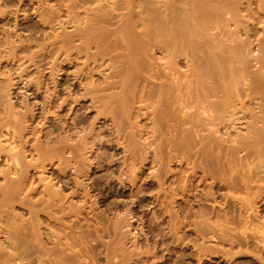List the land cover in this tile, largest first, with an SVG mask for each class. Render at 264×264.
<instances>
[{"label": "bare ground", "instance_id": "6f19581e", "mask_svg": "<svg viewBox=\"0 0 264 264\" xmlns=\"http://www.w3.org/2000/svg\"><path fill=\"white\" fill-rule=\"evenodd\" d=\"M256 1L258 8L252 14V0H58L63 9L59 12L67 20L58 16L56 20H62L56 24L61 31L57 30L59 33L52 38H42L47 40L43 44L45 53L41 49L43 54L35 60L31 52L28 63L34 66H30L35 69L34 78L27 74L29 66L25 67L26 63L19 62L20 56L12 52L27 51L29 45L25 43L30 44L32 38L19 41L18 46L10 41L14 47L8 48L11 52L6 50L5 58L19 62L12 71L19 80L13 82L12 76L7 84L4 80L5 85L0 83V165H4L0 167V264H97L99 260L94 258L102 255L96 251L100 246L99 252L105 248L106 264H163V260L155 261L159 252L151 244L134 249L137 242L133 238V249L125 248L130 240H122L131 238L129 220L137 218L138 210L133 212L126 206L120 211L117 204L119 217L108 225L107 213L112 206L100 211L96 208L118 191L121 194L127 184L130 189L138 188L139 195H134L140 201L153 198L155 192L149 194L156 186L154 199L162 204L160 211L171 205L162 216L170 208L168 219L173 223L168 241L175 254L182 252L185 257L186 247L193 245V240L188 244L189 233L185 230L194 208L189 204L194 201L200 206L194 218L201 220L194 227L196 231L198 228L194 231L198 238L206 234L208 228L205 230L203 224L212 218H208L211 213L206 204L212 207L211 203L217 204L220 198L223 208L219 205L216 209L217 205L212 204L213 218L238 229L251 227V234L239 230L237 236L232 233L233 238L240 247L255 252L253 264H264V30L263 35L258 31L261 36L256 46H251L254 32L243 20L251 13L254 22L262 21L264 25V0ZM0 11V17L5 15ZM242 26L248 39L238 37ZM19 27L15 24L12 32L5 29L6 39L21 31ZM71 68L75 70L69 72ZM24 74L31 79L23 80ZM19 84L23 100L14 103V90ZM32 88V94H27ZM102 119L111 122L113 138L109 139L112 131L108 140L100 135L108 132L107 127L105 131L98 128ZM237 127L243 129L238 132ZM119 146L125 153L122 164L113 159L117 153L104 158L107 151ZM103 148L107 151L102 153L107 154L101 155L99 149ZM30 156H34L31 161L27 160ZM174 161L187 167L173 171ZM147 170L152 172L143 178ZM103 171L106 173L99 175ZM38 194L40 198L35 199ZM74 199L78 203L73 204ZM158 202L153 204L160 205ZM23 208L28 219L17 213ZM258 220H262L260 228L252 225ZM126 227L131 231H122ZM223 230L219 232L223 233L221 242L225 241ZM164 233L159 234L162 239L167 236ZM105 236L111 242L105 243ZM211 237L219 241V236ZM197 244L192 248L197 249L200 261L206 248Z\"/></svg>", "mask_w": 264, "mask_h": 264}, {"label": "rangeland", "instance_id": "374dc122", "mask_svg": "<svg viewBox=\"0 0 264 264\" xmlns=\"http://www.w3.org/2000/svg\"><path fill=\"white\" fill-rule=\"evenodd\" d=\"M253 2V4L252 5H250L251 7L250 8H252V14L253 13H255L256 14V9L258 8L257 7V1L256 0H252ZM257 3H256V2ZM9 2V3H8ZM57 3H59L58 2V0H0V10H3V14H5V15H3V16H1L0 17V40L3 42H0L1 44H0V52H2V55L0 56V83L3 81V82H5V84H7L6 83V80L8 81L9 79H11V78H13L14 77V81L13 82H16L17 80H19L18 79V75H15V73H13L12 74V71L14 72V70H16L17 68V66L19 65V62H22V63H26L24 66L26 67L27 65L29 66V69H28V72H27V74H30V75H32V77L34 78V76L35 77H37L36 76V74L34 75V73H36L35 72V69L33 68L34 66L33 65H29V63H31V62H29L28 63V60L30 61V59H31V57L30 56H32L33 55V58L34 57H36V58H34L35 60L37 59V57L38 56H40L41 54H43L42 52V50H44L43 49V47H44V45L43 44H46L47 43V40H46V42H45V40H43L42 38H44V39H46V37H50V38H52L51 36H54L55 34H58L59 32L58 31H61V29H59V28H61V27H58V26H60V25H57V24H59L58 22H56V21H59V20H62V19H65V14H62V11H63V9L61 8H59L60 6H59V4H57ZM257 4V5H256ZM88 6L87 7H89L90 5L89 4H87ZM26 6V7H25ZM86 5H84V7H85ZM246 6V5H245ZM47 7V8H46ZM87 7H85V9L86 10H88L87 9ZM91 8H95L96 7V5L95 4H93V6H90ZM255 7V8H254ZM59 8V9H58ZM43 9H44V11H43ZM52 11H51V10ZM84 9V10H85ZM59 10H62L61 12H59ZM81 10H82V8H81ZM85 10V12H88V11H86ZM39 13H38V12ZM41 11V12H40ZM47 13H46V12ZM52 12V13H49V12ZM55 11V12H54ZM80 11V10H79ZM1 12V11H0ZM45 12V13H44ZM58 12V13H57ZM18 13V14H17ZM53 13H55V15L53 14ZM64 13H66V12H64ZM81 13V15L82 14H84V11H82V12H80ZM248 13H250V12H248ZM38 14V15H37ZM45 14H46V16H45ZM59 14H61V15H59ZM88 14H91V13H88ZM247 13L245 12V13H243L242 14V16H245ZM251 13L249 14L250 15V17H251V15H252ZM42 15H44V16H42ZM85 15V14H84ZM84 15L82 16L83 18H84ZM8 16H9V18H8ZM45 17V18H42V17ZM52 16V17H51ZM57 16V17H56ZM58 16H61L62 17V19H58V20H56L57 18H58ZM256 16H258V14L256 15ZM51 17V18H50ZM64 17V18H63ZM250 17H247V18H245V19H243L245 22L246 21H248V23L246 22V24H245V26H248L249 28H251L252 29V33H253V35H251L252 36V38H250L251 40H252V42L254 43L253 45H251V46H256V39L258 38V37H260L261 35H263L262 33H263V30H264V25H262L263 24V22L262 21H255L254 22V19L253 18H250ZM5 18V19H4ZM48 18V19H47ZM53 18V19H52ZM66 18H67V14H66ZM3 19V20H2ZM42 19H44V20H42ZM9 20V21H8ZM43 22H45L46 21V23H43ZM65 20H67V19H65ZM253 20V21H252ZM52 21H53V23H52ZM251 21V22H250ZM43 24H41V23ZM49 24H51V25H49ZM55 22V23H54ZM261 22H262V24H261ZM8 23V24H7ZM21 23V24H20ZM57 23V24H56ZM250 23V24H249ZM251 23H255L254 24V26H253V24H251ZM3 24V25H2ZM15 24H19L20 25V29H21V31H19V32H17V33H12V37L11 38H13V39H9V40H7L6 39V37L4 36L5 34H4V32L7 30V31H11L12 32V30H13V28H14V25ZM49 25V27L47 26L46 28H45V26L46 25ZM56 24V25H55ZM258 24V25H257ZM10 25V26H9ZM30 25V26H29ZM55 25V26H54ZM250 25V26H249ZM44 26V27H43ZM54 26V27H53ZM245 26H242L241 28V30H242V33H240V36L238 35V37L242 40V39H244L245 40V38H247L248 39V37L246 36L245 37V35H244V31H243V28H245ZM263 26V27H262ZM51 27V28H50ZM53 27V28H52ZM257 29H256V28ZM259 27H261V28H259ZM232 28L233 29H235V27L234 26H232ZM231 28V29H232ZM6 29V30H5ZM12 29V30H11ZM25 29V30H24ZM31 29V30H30ZM34 29V30H33ZM2 30V31H1ZM27 30V31H26ZM44 30V31H43ZM53 30V31H52ZM54 30H55V32H54ZM58 30V31H57ZM255 30V31H254ZM47 31V32H46ZM68 31V30H67ZM69 31H71V29H69ZM258 31H259V33L261 34H258ZM2 32V33H1ZM32 32V33H31ZM35 32H36V34H35ZM58 32V33H57ZM50 33V34H49ZM252 33H250V34H252ZM53 34V35H52ZM243 34V35H242ZM258 34V35H257ZM13 35H15V36H13ZM18 35V36H17ZM42 35V36H41ZM45 35V36H44ZM47 35V36H46ZM37 36V37H36ZM44 36V37H43ZM16 37V38H15ZM20 37V38H19ZM5 38V39H4ZM30 38H32V39H30ZM35 38V39H34ZM47 38V39H48ZM29 39H30V41H29ZM38 39V40H37ZM249 39V40H250ZM254 39V40H253ZM6 42V43H8V41H9V45L8 44H6V43H4V41ZM18 40V41H17ZM36 40V41H35ZM251 40L249 41V43H252L251 42ZM10 41H11V43L12 42H16L15 43V46H18V45H20L19 43V41H29V42H31L30 44L28 43V42H26L25 44H28L31 48H32V50H31V48L28 46V48L29 49H27V51H25V52H21V51H17V50H20V49H16V50H13L12 52H14L17 56H18V58H19V56H20V58H19V62H15V60H13V61H7V58H5L6 57V55H7V52H9L10 50H11V45H13V47H14V43L13 44H10ZM35 41V42H34ZM43 41V42H42ZM19 42V43H18ZM32 42H34V44H36V45H32ZM39 42H41V43H39ZM45 42V43H44ZM17 44V45H16ZM41 46H40V45ZM8 45V46H7ZM37 45H39V46H37ZM4 47V48H3ZM10 47V48H9ZM10 50H9V49ZM42 49V50H41ZM254 49H256L257 50V47L255 48L254 47ZM4 50V51H3ZM6 50H7V52H6ZM30 50V51H29ZM39 50V51H38ZM42 52H41V51ZM29 51V52H28ZM33 51V53L34 54H32L31 52ZM11 52V51H10ZM28 52V53H27ZM37 52V53H36ZM44 53H45V50H44ZM30 54H32V55H30ZM39 54V55H38ZM4 58H3V57ZM8 56V55H7ZM26 56V57H25ZM24 57V58H23ZM30 58V59H29ZM32 58V59H33ZM2 59H4V60H2ZM22 60V61H21ZM3 61V62H2ZM25 61V62H24ZM4 65H2V64ZM32 64V63H31ZM9 66H10V68H12L11 70H10V68H9ZM27 66V67H28ZM30 66H33V67H31L30 68ZM4 67H5V70H4ZM36 67V66H35ZM8 68V69H7ZM16 68V69H15ZM33 69V70H32ZM72 69V68H71ZM74 70H75V68H73ZM73 69L72 70H69V72H73ZM31 71V72H30ZM3 72H4V74H3ZM10 72H11V75H10ZM9 73V74H8ZM108 73V72H107ZM47 73H45V75H46ZM8 77H6V76ZM8 75H10L11 77H9ZM5 76V77H4ZM13 76V77H12ZM16 76V77H15ZM2 77L4 78V79H2ZM24 78H23V80H25L26 82L28 81V80H30L31 79V77L29 76V78H27L26 76H25V74H24V76H23ZM33 78H32V80H33ZM36 79V78H35ZM34 79V80H35ZM24 81V83H26ZM2 82V83H3ZM9 83V82H8ZM4 83H3V85H5ZM0 86H1V84H0ZM18 86V88L19 89H16V91L14 90V92H15V95H13V96H15L14 97V99L12 100V102H14V103H16L17 101H18V103L19 102H21L23 99V93H21L20 91H18V90H20V86H22V85H17ZM16 86V87H17ZM24 87V86H23ZM23 87H21V88H23ZM33 90H35V88H32V90L30 91V92H28L27 94H32V92H33ZM13 92V91H12ZM13 92V93H14ZM23 94V95H22ZM26 94V95H27ZM29 94V95H30ZM43 94H45L44 93V91H43ZM19 95V96H18ZM45 96V95H44ZM30 99H33V97L32 98H30ZM29 99V100H30ZM34 102L35 100H31V101H29V102ZM32 102V103H33ZM256 102H258V101H255V104H256ZM17 103V104H18ZM254 103H253V108H257V107H255L254 105H255ZM256 106H257V104H256ZM40 111V110H39ZM258 111V110H257ZM92 116H94L95 114H91ZM74 118V114L73 115H71V118ZM70 118V119H71ZM72 118V119H73ZM72 119H71V121H72ZM106 119V118H105ZM105 119H102V120H104V121H102L101 120V122L98 124V128L99 129H103V130H101V131H105V129H107L108 128V132L107 133H105L104 134V132H103V134L102 133H100V135L101 136H105L106 137V140H108L107 138H109V132H111L112 130H109V127H110V124H111V122L110 121H108L107 122V120H105ZM106 121V122H105ZM103 122V123H102ZM108 124V125H107ZM105 125V126H104ZM104 126V127H103ZM107 127V128H106ZM105 128V129H104ZM238 128V132H239V129L241 130V129H243V127L242 128H240V127H237ZM47 131V130H46ZM45 132V131H44ZM44 132H43V134H44ZM232 132H233V130H232ZM236 131H234V133H235ZM46 133V132H45ZM112 133H113V131L111 132V137L109 138V139H111V138H113L112 137ZM109 134V135H108ZM38 136H39V134H37ZM42 134H40V136H41ZM100 136V137H101ZM28 137H30V136H28ZM103 137H101V139H103V140H105ZM31 138V137H30ZM44 139V138H43ZM121 142H123V141H121ZM158 144V143H157ZM124 146V145H123ZM123 146H119L118 147V149H117V147H114V149L113 150H111V151H107L106 149H102V150H100L99 149V154L101 153V155L103 154L102 152H104V151H107L108 152V154L105 152L104 154H107L106 156L104 155V158L106 157H109L110 155H113V153H114V155H116V153H117V155L118 156H114L115 158H113L114 160H116V158H117V160H119L120 162H118V164H122L123 163V156L125 155V153H123V149H122V147ZM119 148H121L120 150H119ZM115 149H117V150H115ZM104 150V151H103ZM115 151V152H114ZM120 151V152H119ZM112 154H111V153ZM98 154V153H97ZM98 154V155H99ZM36 157V156H35ZM37 158V157H36ZM120 158V159H119ZM34 159V156H30V158H28L27 160H29V161H31V160H33ZM177 163L178 162H176L175 163V161H174V163L171 165L172 166V170L173 171H178V170H180V166H183V167H187V166H185V164H183V165H180L179 163H178V165H177ZM174 165V166H173ZM4 165H0V167H1V169H3L2 167H3ZM178 169V170H177ZM185 169V168H184ZM183 169V170H184ZM187 169V168H186ZM185 171V170H184ZM188 171H189V169H188ZM152 172V170H147L146 172H145V174H144V177L143 178H145V176L147 177L148 175L147 174H149V173H151ZM106 173V171H103V172H101V174H99V175H102V174H105ZM48 175H50V173L48 174ZM142 182L144 183V180L142 179ZM142 182L140 181V183H138V185H137V187H139L140 188V185L142 184ZM2 183V181L0 180V184ZM208 183H210V180L208 181ZM155 188H153V191L151 190L150 191V194L149 195H152L154 192L155 193H157L156 192V190L158 191V188H156V186H154ZM168 186L166 185V187L165 188H167ZM128 188V189H127ZM131 189H132V191H131ZM130 189V186L127 184V187H126V189H123L122 191H121V194H119V191H118V193L115 195V196H112V197H110L109 198V200H108V202H105V203H107V204H105V203H98V204H103V206H99V205H97L98 207H96L99 211H100V209L102 208V207H107L108 205H109V207L110 206H112V207H108L109 208V212L110 213H107L108 214V216L110 217V218H107L108 219V222H109V224L108 225H110V222H116V219L115 218H117V217H119V216H117L116 217V214H117V212H116V208L118 207V205L119 206H121L120 208L121 209H119L120 211H122V208H124V209H126V208H130L131 209V211H133V212H135L136 210H138L137 212L138 213H136L138 216H137V218H139V220L137 219V218H134V219H132V220H129V222H132V223H130L132 226L130 227L131 228V230H132V234L131 233H129L128 235H131V238H124L122 241H124L125 239H126V243H127V246L125 245L126 243H121L123 246L125 245V248L126 247H128L129 246V248H126V250L128 249H133V246H134V249H135V247L136 248H138V249H143V248H145L146 246L148 247V245L149 244H151L150 246L151 247H155V248H157L156 250H158V255L157 256H159L158 258H155L156 260L155 261H160V263L162 262V260H163V264L165 263V264H176V262H177V260H178V262H179V264H180V261H181V264H200V261L202 260V264H253V262L251 261L254 257H253V255L255 256V254H253V253H255L252 249H249V250H246V248H242V247H240L239 246V244H237L236 243V239H234L233 237H235V234L236 233H238L237 231H239V233L241 232V230H242V232L241 233H244V231H246V233H248V234H251V232H250V229L249 228H251V227H249L248 228V226H246L247 227V229H244V227H242V229L241 228H236V226H235V228L233 227V226H231L230 227V225H229V222H228V224H226L227 222L226 221H220L219 220V218H217V217H215V218H213L214 216H212V209H213V205H214V207H215V205H217V207H216V209H218L219 208V205L221 206H223L224 204L222 203H220V201H221V199L219 198L218 199V202H217V204L215 203H211V206L212 207H210V204L209 203H207L206 205V207H208V208H206V210H208V213L210 214L209 216H208V218H211V219H208V222H207V224H206V227H205V224H203L204 225V228H205V230H206V228H208V231H206V234H205V230H204V228L202 227L201 228V225H200V229L202 230V232H204V234L206 235V237H205V235L203 236V235H200L198 238L199 239H201L200 241L198 240V238H197V236L195 235V232L194 231H196V230H194V227H195V224H196V222L199 220H196L195 221V219H196V211H198V207H200V206H196V204H198V203H196V202H194V201H192L191 203H193L194 202V204H189L190 206H191V208H193V209H191L190 210V212H192V214L190 213V216L188 217V222H187V224L190 226V224L192 223V221H193V223L194 224H191V226L189 227H186L185 228V230H187L188 231V233H189V235H188V233L186 232V231H184V232H186V234L188 235V238H187V240L189 241H187L188 242V244L192 241V244L194 245V244H202L203 245V250L204 251H206L205 253L207 254H203L202 252H201V254H203V258H201V260L199 261L198 259H197V257H198V254H197V249L195 250V249H193L192 247H195V246H191L190 244L186 247V250L187 251H185V257H184V255L182 254V252H181V254L180 253H178V255L177 254H175L176 252L172 249V244L170 243V241H168L169 240V228H170V224L172 225V223H173V221H170V219H168L169 218V214H168V212H169V209L170 208H172L171 207V205H169V206H166V207H170L169 209H168V212H166L167 211V209H166V207H165V209H166V211H165V215H163L162 216V214H164L162 211H164L163 209L160 211V206L162 205V204H160L156 199H154V195H155V193H154V195H152L151 197H153V198H151L150 199V197H148V198H146L145 200H142V201H140L141 199L139 198V196L137 197V195H134L135 193L137 194L138 193V191H137V189L138 188H131ZM141 189H142V187H141ZM154 189H155V191H154ZM41 191L43 190V189H40ZM124 190H126V191H124ZM127 190H129V191H127ZM134 190V191H133ZM41 191H40V193H41ZM72 190H68V192L70 193ZM124 191V192H123ZM68 192H67V194H68ZM126 192V193H125ZM135 192V193H134ZM152 192V193H151ZM133 193V194H132ZM146 194H148L149 193V190H148V192H145ZM66 194V193H65ZM125 194V195H124ZM130 194V195H129ZM144 194V193H143ZM124 195V196H123ZM138 195H139V193H138ZM142 195V194H141ZM140 195V196H141ZM42 196V195H41ZM129 198H128V197ZM131 196V197H130ZM137 197V198H136ZM39 199L40 198V195L38 194L37 195V197H35V199ZM112 198V199H111ZM34 199V200H35ZM117 199V202L118 203H116V200ZM139 199V200H138ZM154 199V200H153ZM75 200V201H74ZM73 200V204H74V202H76V203H78L77 202V200L76 199H74ZM112 200V201H111ZM119 200V201H118ZM121 200V201H120ZM197 200H198V198H197ZM124 201V202H123ZM134 201V202H133ZM139 201V202H138ZM152 201V202H151ZM156 203H155V202ZM71 202V201H70ZM114 202V203H113ZM122 202V203H121ZM142 202V203H141ZM157 202L160 204V205H155V204H157ZM72 203V202H71ZM116 203V206H114V204ZM120 203V204H119ZM125 203V204H124ZM138 203H140V204H138ZM153 203H155V204H153ZM220 203V204H219ZM110 204H112V205H110ZM118 204V205H117ZM137 204H138V207H137ZM144 204V205H143ZM150 204V205H149ZM213 204V205H212ZM193 205V206H192ZM115 208H114V207ZM123 206V207H122ZM127 206V207H126ZM134 206V207H133ZM221 206V208H223ZM105 207V208H106ZM126 207V208H125ZM141 207H143V208H141ZM147 207H150V208H147ZM156 207V208H155ZM162 207H164V205L162 206ZM161 207V208H162ZM100 208V209H99ZM105 208H103V209H105ZM112 208H114V211H113V209ZM119 208V207H118ZM187 208H189V207H187ZM211 208V209H210ZM18 209H20V208H18ZM24 209H26V208H23L22 210H18L17 211V213L18 214H21V213H23L22 214V216L24 217V219H28V217H30L29 215H28V213L26 212V210H24ZM157 209H159V210H157ZM178 208H176V210H177ZM17 210V209H16ZM145 210V211H144ZM174 210H175V208H174ZM174 210H172V211H174ZM153 211V212H152ZM113 212H114V215H113ZM119 212V211H118ZM142 212V213H141ZM156 212V213H155ZM161 212V214H159ZM193 212H194V214L195 215H193ZM167 213V214H166ZM106 214V215H107ZM111 214V215H110ZM153 214H154V216H153ZM157 215V216H156ZM192 215V216H191ZM214 215V214H213ZM26 216V217H25ZM115 216V217H114ZM161 216V217H160ZM165 216V217H164ZM91 217V216H90ZM157 218L158 220V222L160 221V223L158 224L157 223V221H156V219L155 218ZM114 218V220H112V221H110V219H113ZM143 218V220L141 221V219ZM161 218V219H160ZM192 218V219H191ZM195 218V219H194ZM135 219H137V220H135ZM189 219H190V221H189ZM217 221H216V220ZM162 220V221H161ZM209 220H210V223H209ZM141 221V222H140ZM154 221H156V222H154ZM169 221V222H168ZM199 221H201V220H199ZM218 221H220V222H218ZM262 221V220H258V221H256L254 224H252V225H254V226H257L258 224H261L260 222ZM139 222V223H138ZM161 222L162 223H164V224H162V226L160 225L161 224ZM172 222V223H171ZM212 222H213V224H212ZM215 222V223H214ZM218 222V223H217ZM224 222V223H223ZM226 222V223H225ZM148 223V224H147ZM151 223V224H150ZM209 223V224H208ZM222 225H221V224ZM107 224H105L106 226H107ZM154 224V225H153ZM157 224H158V226H157ZM226 224V225H225ZM151 225V226H150ZM156 225V226H155ZM192 225H194V226H192ZM202 225V226H203ZM209 225V226H208ZM216 225H219V226H217V230H219V232H221L220 230H223L224 228H226V226H227V228L226 229H224L223 231H225V236H224V239H225V241L224 240H222V242H221V239H223V238H221V236H222V234L223 233H219V232H217V234H216V230H215V228H214V226L216 227ZM251 225V226H252ZM263 225V226H262ZM261 225V227H263V229H264V223ZM136 226V227H135ZM149 226V227H148ZM155 226V227H154ZM222 226H225L224 228L222 227ZM260 225H258L257 227H259ZM145 227V228H144ZM151 227L154 229V230H152L151 231ZM157 227L159 228V229H157ZM193 227V228H192ZM211 227V228H210ZM212 227L214 228V229H212ZM233 227V228H232ZM245 227V228H246ZM127 228V227H126ZM125 228V230H122V231H125V232H128L130 229H129V227L126 229ZM140 228V229H139ZM221 228V229H220ZM229 228H232L231 230H233V229H235V230H233V231H231ZM260 228V227H259ZM129 229V230H128ZM196 229V228H195ZM128 230V231H127ZM130 230V231H131ZM143 230V231H142ZM150 230L151 231V233L150 232H148V231ZM157 230V231H156ZM163 230V231H162ZM191 230V231H190ZM200 230V231H201ZM211 232H210V231ZM213 230L215 231V234H213V235H216L217 237L219 236V241H218V239H216V238H214L213 239V237H211V236H213V235H211L212 233H213ZM227 230V231H226ZM244 230V231H243ZM248 230V231H247ZM141 231H142V233H141ZM157 232V233H153V232ZM193 231V232H192ZM197 231H198V228H197ZM196 231V232H197ZM228 231H230V234H229V232ZM252 231V230H251ZM160 232H161V236L163 235V234H165L164 232H166V235L167 236H163V239H162V237H160ZM191 232V233H190ZM236 232V233H235ZM253 232V231H252ZM182 233V232H181ZM232 233H235V234H233L232 235ZM135 234V235H134ZM169 234V235H168ZM194 234V235H193ZM210 234V235H209ZM123 235L124 236H126L127 235V233H126V235H125V233L123 232ZM126 236V237H130V236ZM140 235V236H139ZM152 235V236H151ZM153 235L156 237H153ZM157 235V236H156ZM238 234H236V236H237ZM136 236V237H135ZM137 236H139V237H137ZM158 236H159V238H158ZM203 238H202V237ZM226 236H228V237H226ZM231 236V237H230ZM107 237V238H106ZM167 237V238H166ZM190 237V238H189ZM106 240H105V239ZM103 239L106 241H104L105 243H108L109 241H110V238H109V236H105ZM133 238H135V239H137V241L135 240V239H133ZM230 238V239H229ZM234 239V241H232V239ZM102 239V240H103ZM129 239V240H128ZM135 241V243L137 242V245L135 246V244H134V241ZM152 239V240H151ZM157 239V240H156ZM203 239V240H202ZM2 240H4V238H2ZM109 240V241H108ZM149 242H148V241ZM159 240V242L158 243H156L157 241ZM204 240H206V241H204ZM227 240V241H226ZM108 241V242H107ZM151 241V242H150ZM153 241V242H152ZM167 241H168V243H167ZM194 241L196 242V243H194ZM218 241V242H217ZM231 241V242H230ZM111 242V241H110ZM125 242V241H124ZM133 242V243H132ZM141 242V243H140ZM154 242H155V244H154ZM186 242V243H187ZM229 242V243H228ZM233 242H235V243H233ZM95 243V242H94ZM143 243V244H142ZM165 244L164 245V247H167V249H168V251L166 250V248H164L163 247V244ZM170 243V244H169ZM218 243V244H217ZM233 243V244H232ZM134 244V245H133ZM154 244V245H153ZM168 244V245H167ZM197 244V245H198ZM220 244V245H219ZM235 244V245H234ZM130 245H131V247H130ZM133 245V246H132ZM144 245H146V246H143ZM156 245V246H155ZM158 245V246H157ZM160 245V246H159ZM169 245H171L170 247H169ZM202 245H199V246H202ZM210 246V248L208 247V246ZM113 246V245H112ZM123 246H120L121 248L123 247ZM204 246H205V248H204ZM216 246V247H215ZM218 246V247H217ZM146 247V248H147ZM159 247V248H158ZM160 247H163V248H161L160 249ZM169 247V248H168ZM224 247V248H223ZM100 249H99V251H101V246L99 247ZM102 248H103V246H102ZM208 248V249H207ZM215 248V249H214ZM140 249V250H141ZM191 249V250H190ZM212 249H213V251H212ZM216 249H218L217 250V253H215L216 252ZM228 251H227V250ZM240 249V250H239ZM245 249V250H244ZM103 250V249H102ZM123 251L125 250L124 249V247H123V249H122ZM159 250H163L162 251V254H163V252H164V255H161V251H159ZM167 251V252H165V251ZM173 250V251H172ZM189 250V251H188ZM99 254L101 253L102 255V258L103 259H100L101 258V256H100V258H94V261L97 259V260H99V261H97V264H98V262L100 263L101 261H105L104 259H105V256H103V255H105V254H103V253H105L106 251H105V248H104V251H102V252H99L98 250H96ZM171 251V252H170ZM203 251V252H204ZM208 251H211V252H208ZM223 251V252H222ZM229 251H232V252H229ZM234 251V252H233ZM242 251H244V252H246V253H244V252H242ZM96 252V253H97ZM126 252V251H125ZM125 252H123V253H121V254H125ZM130 253H131V250L129 251ZM129 252H126V253H128V254H126V255H129ZM175 252V253H174ZM208 252V253H207ZM250 252V253H249ZM251 252H252V255H251ZM97 253V255H98V257H99V254ZM168 253H170L169 255H167ZM171 253H173V254H171ZM221 253V254H220ZM229 253V254H228ZM241 255H240V254ZM242 253H244V255H242ZM191 254H192V257H191ZM196 254H197V256H196ZM232 254V255H231ZM234 254V255H233ZM238 256H237V255ZM246 254V255H245ZM259 254H261V253H259ZM167 255V256H166ZM180 255V256H179ZM181 255H183V256H181ZM239 255H240V257H239ZM261 255H263V257H264V253H262ZM96 256V255H95ZM163 256H164V258L165 259H163ZM171 256V257H170ZM175 256V257H174ZM176 256H178V257H176ZM188 256H189V258H188ZM196 256V257H195ZM202 256V255H201ZM201 256H199V257H201ZM222 256H224V257H222ZM228 256V257H227ZM18 256H16V258H17ZM34 256H32L31 258L32 259H34V258H36V256L33 258ZM180 257H182V258H180ZM234 257V258H233ZM174 259V261L172 260V259ZM175 258H177V259H175ZM179 258V259H178ZM195 258V259H194ZM225 258H228V259H225ZM230 258V259H229ZM154 259V258H153ZM152 259V260H153ZM187 259H189V260H187ZM198 260V262H197V260ZM200 259V258H199ZM35 260V259H34ZM33 260V261H34ZM101 260V261H100ZM152 260H150V261H152ZM166 260V261H165ZM176 260V261H175ZM185 260V261H184ZM195 260V261H194ZM233 260V261H232ZM158 261V262H159ZM168 261H170V262H168ZM184 261V262H183ZM235 261V262H234ZM35 262H37V259H36V261ZM183 262V263H182ZM196 262V263H195ZM232 262V263H231ZM23 263H25V264H29L30 262H27L26 263V261H24ZM31 263H34V262H31ZM102 263V262H101ZM36 264V263H35ZM96 264V263H95ZM103 264V263H102ZM105 264H106V261H105ZM129 264H133L132 262L131 263H129Z\"/></svg>", "mask_w": 264, "mask_h": 264}]
</instances>
